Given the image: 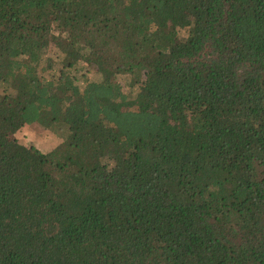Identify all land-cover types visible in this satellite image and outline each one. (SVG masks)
<instances>
[{
	"label": "trees",
	"instance_id": "1",
	"mask_svg": "<svg viewBox=\"0 0 264 264\" xmlns=\"http://www.w3.org/2000/svg\"><path fill=\"white\" fill-rule=\"evenodd\" d=\"M0 84V264H264V0H0Z\"/></svg>",
	"mask_w": 264,
	"mask_h": 264
},
{
	"label": "rangeland",
	"instance_id": "2",
	"mask_svg": "<svg viewBox=\"0 0 264 264\" xmlns=\"http://www.w3.org/2000/svg\"><path fill=\"white\" fill-rule=\"evenodd\" d=\"M181 36L187 34V30L180 29ZM50 55L60 56L59 52L53 50ZM71 73L76 76V82L80 85H84L88 80L102 78L101 72L98 70L97 66L93 63L81 61L77 66L71 69ZM127 76H120V81L126 85ZM4 90V85L0 84V92ZM16 137L19 141L25 144H35L40 149L44 151L50 150L62 141V137L58 136L51 128L42 125L41 123L35 121L26 123L22 126L16 133Z\"/></svg>",
	"mask_w": 264,
	"mask_h": 264
}]
</instances>
